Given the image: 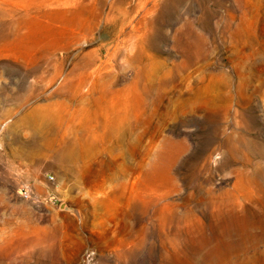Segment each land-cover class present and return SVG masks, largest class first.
Here are the masks:
<instances>
[{
    "label": "rangeland",
    "instance_id": "1",
    "mask_svg": "<svg viewBox=\"0 0 264 264\" xmlns=\"http://www.w3.org/2000/svg\"><path fill=\"white\" fill-rule=\"evenodd\" d=\"M0 264H264V0H0Z\"/></svg>",
    "mask_w": 264,
    "mask_h": 264
},
{
    "label": "bare ground",
    "instance_id": "2",
    "mask_svg": "<svg viewBox=\"0 0 264 264\" xmlns=\"http://www.w3.org/2000/svg\"><path fill=\"white\" fill-rule=\"evenodd\" d=\"M113 91L115 93L113 95L114 97H116L117 100L108 101V103H105L103 107V112L96 111V109L92 107L91 103L88 102L83 105L82 108L75 114L65 116L63 112L58 113L56 116L53 117V121L50 122V124L46 126V128L44 126L43 127L46 129L47 132L55 134L57 136V140L60 143H66L68 145L72 142L73 144H75L79 141L81 142L89 140L90 138L92 139L93 135L99 132L98 127L101 126L104 122H106V120L110 116L114 117V121L117 120L114 123L115 129L120 130L122 128V120L118 117L116 107L124 105L126 101V94L120 89L111 90V92ZM101 94L107 99V95H105L106 90H103ZM58 103L62 106H65L67 104H63V102ZM65 125L67 126L66 128H64ZM42 129L43 128L41 125V128L33 130L34 136L37 138L38 143L42 139ZM67 151L64 150L62 152V156H67L73 159L77 157L76 153L74 154L71 145L68 147Z\"/></svg>",
    "mask_w": 264,
    "mask_h": 264
},
{
    "label": "water",
    "instance_id": "3",
    "mask_svg": "<svg viewBox=\"0 0 264 264\" xmlns=\"http://www.w3.org/2000/svg\"><path fill=\"white\" fill-rule=\"evenodd\" d=\"M68 205H67V203L66 202H63L62 204H61V208H66Z\"/></svg>",
    "mask_w": 264,
    "mask_h": 264
},
{
    "label": "built area",
    "instance_id": "4",
    "mask_svg": "<svg viewBox=\"0 0 264 264\" xmlns=\"http://www.w3.org/2000/svg\"><path fill=\"white\" fill-rule=\"evenodd\" d=\"M25 194L28 195V190H25Z\"/></svg>",
    "mask_w": 264,
    "mask_h": 264
}]
</instances>
